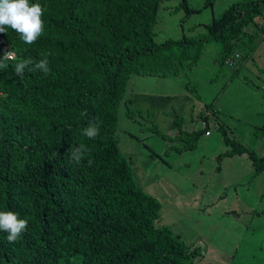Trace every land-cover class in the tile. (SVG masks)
I'll list each match as a JSON object with an SVG mask.
<instances>
[{"label": "trees", "instance_id": "1", "mask_svg": "<svg viewBox=\"0 0 264 264\" xmlns=\"http://www.w3.org/2000/svg\"><path fill=\"white\" fill-rule=\"evenodd\" d=\"M165 1L31 0L45 9L43 36L25 44L11 28L0 33V58L16 53L0 69V211L28 220L14 243L0 231V264H198L200 247L186 246L157 223L160 201L138 183L118 147V112L124 107L140 132L167 139L150 118V124L137 118L144 112L141 101L158 106L170 96H128L130 78L192 70L213 42L220 46V70L240 54L230 68L237 73L256 49L257 33L247 28L264 17V0H238L203 32L159 42L154 26ZM179 7L184 19L198 12L186 0ZM28 58L33 65L47 58L50 74L26 70L21 80L14 64ZM90 124L99 126L95 139L83 134ZM208 131L186 133L185 149ZM219 131L230 149L218 159L246 155L255 175L264 171V153L230 139L223 126ZM81 144L90 151L77 163L70 150Z\"/></svg>", "mask_w": 264, "mask_h": 264}, {"label": "rangeland", "instance_id": "2", "mask_svg": "<svg viewBox=\"0 0 264 264\" xmlns=\"http://www.w3.org/2000/svg\"><path fill=\"white\" fill-rule=\"evenodd\" d=\"M237 1L213 0L205 8L206 0H186L198 12L185 19L180 0L165 1L156 14L155 40L201 33ZM255 22L247 30L257 33L256 49L245 62L241 59L237 73L219 69L220 46L213 42L192 70L166 78H130L128 96H170L158 106L141 101L144 112L137 118L142 124H150V118L167 139L140 132L139 124L124 116V107L118 112V147L131 160L138 183L160 201L157 223L186 246L200 247L198 264H264V171L255 175L246 155L218 159L230 149L220 126L230 139L264 153V17ZM201 114L210 135L193 139V147L185 149L186 133L202 130Z\"/></svg>", "mask_w": 264, "mask_h": 264}, {"label": "clouds", "instance_id": "3", "mask_svg": "<svg viewBox=\"0 0 264 264\" xmlns=\"http://www.w3.org/2000/svg\"><path fill=\"white\" fill-rule=\"evenodd\" d=\"M45 9L40 3H32L31 0H0V33H4L7 28H11L16 32L20 39L25 44L36 43L44 34L45 21L43 19ZM51 53H42L45 57ZM16 60V53L14 50L5 52L0 58V69L8 67L6 61ZM36 72L40 71L47 76L50 74L47 58L40 60L33 65L31 58L21 59L14 64V71L22 80L25 71ZM202 130L206 127V122H200ZM195 130V128H194ZM196 130H201L197 128ZM99 126L97 124H90L84 129V135L89 139H95L99 135ZM208 133V135H206ZM204 136H209L208 131ZM90 151L81 144L77 148L70 150L71 159L79 163L86 153ZM164 154V153H163ZM89 166L92 161L89 159ZM28 220L20 218L17 212L8 210L0 211V231L8 233L7 240L9 243L16 242L19 237L27 230Z\"/></svg>", "mask_w": 264, "mask_h": 264}, {"label": "built area", "instance_id": "4", "mask_svg": "<svg viewBox=\"0 0 264 264\" xmlns=\"http://www.w3.org/2000/svg\"><path fill=\"white\" fill-rule=\"evenodd\" d=\"M239 60V55L238 54H235L234 57H231V58H228L224 65L227 67V68H232L234 66V64ZM208 135V133L206 134Z\"/></svg>", "mask_w": 264, "mask_h": 264}, {"label": "crops", "instance_id": "5", "mask_svg": "<svg viewBox=\"0 0 264 264\" xmlns=\"http://www.w3.org/2000/svg\"><path fill=\"white\" fill-rule=\"evenodd\" d=\"M157 96V95H156ZM259 126V125H258Z\"/></svg>", "mask_w": 264, "mask_h": 264}]
</instances>
